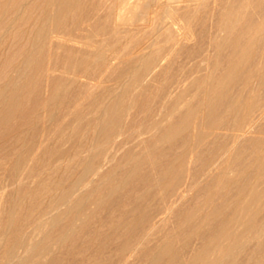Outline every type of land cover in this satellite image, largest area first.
<instances>
[{"label":"bare ground","instance_id":"6f19581e","mask_svg":"<svg viewBox=\"0 0 264 264\" xmlns=\"http://www.w3.org/2000/svg\"><path fill=\"white\" fill-rule=\"evenodd\" d=\"M0 264H264V0H0Z\"/></svg>","mask_w":264,"mask_h":264}]
</instances>
